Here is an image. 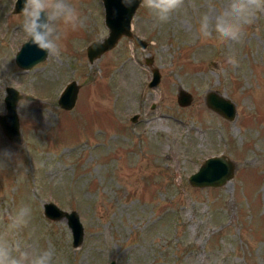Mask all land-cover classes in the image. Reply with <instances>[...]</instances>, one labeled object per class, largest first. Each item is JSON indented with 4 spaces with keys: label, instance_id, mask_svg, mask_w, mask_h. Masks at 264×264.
Listing matches in <instances>:
<instances>
[{
    "label": "rangeland",
    "instance_id": "obj_1",
    "mask_svg": "<svg viewBox=\"0 0 264 264\" xmlns=\"http://www.w3.org/2000/svg\"><path fill=\"white\" fill-rule=\"evenodd\" d=\"M14 2L0 0V113L8 85L36 99L17 107L20 144L0 129V232L26 205L20 237L53 250L57 264H264V14L241 42L220 44L197 30L226 0H184L158 27L141 3L132 30L147 46L122 37L90 62L87 46L108 34L102 0H69L87 26L66 32L60 57L24 70L15 63L26 39ZM146 57L161 74L152 88ZM73 80L77 98L66 110L58 96ZM179 88L190 105L178 104ZM209 92L234 104L232 120L206 105ZM219 154L235 163L234 176L221 187L190 185ZM45 202L78 212L79 247L66 219L44 216Z\"/></svg>",
    "mask_w": 264,
    "mask_h": 264
},
{
    "label": "clouds",
    "instance_id": "obj_2",
    "mask_svg": "<svg viewBox=\"0 0 264 264\" xmlns=\"http://www.w3.org/2000/svg\"><path fill=\"white\" fill-rule=\"evenodd\" d=\"M121 3L131 7L135 0H121ZM142 5L149 10L153 26L158 27L173 19L184 6V0H142ZM21 12L26 42L51 57L61 56V41L68 30L87 26L88 18L69 0H23ZM258 14H264V0H226L221 12L206 13L200 18L197 35L205 41L215 39L220 44L241 42L246 26L251 25ZM226 62L233 68L239 66L234 54H229ZM30 220L31 209L26 205L8 216L0 232V264H57L53 250L37 251L20 237ZM3 221L4 214H0V223Z\"/></svg>",
    "mask_w": 264,
    "mask_h": 264
},
{
    "label": "water",
    "instance_id": "obj_3",
    "mask_svg": "<svg viewBox=\"0 0 264 264\" xmlns=\"http://www.w3.org/2000/svg\"><path fill=\"white\" fill-rule=\"evenodd\" d=\"M104 6L105 25L108 28V34L103 39L91 42L87 47V55L90 62L100 57L105 51L112 49L122 37L132 40L136 46L145 48L147 41L139 37L132 30V19L142 0H135L131 7H125L121 0H102ZM23 0H15L13 12H21ZM102 41V42H99ZM47 57L46 52L38 50L34 45L24 42L15 55V63L22 69L28 70ZM146 65L151 67V80L148 82L149 87L158 85L161 79L160 71L153 66V58H145ZM78 84L73 80L68 82L58 97V104L61 108L69 110L76 101L78 93ZM6 95L4 96L5 112L0 113V129L5 137L12 143L20 144L22 142L20 133V119L17 113V107L22 100H35L32 96L25 94L13 86L5 87ZM192 95L183 88L178 89L177 102L180 106H188L192 102ZM206 105L217 112L225 119L232 120L235 116L234 104L227 99L209 92L206 96ZM154 106V105H153ZM152 106V107H153ZM138 115L131 117L136 122ZM235 173V163L225 154L214 155L205 158L198 169L189 175L188 182L195 187H221L225 185ZM43 214L48 219L58 221L66 219V223L71 230L72 246L77 248L83 240V226L77 211L70 212L61 209L54 202H45L43 204ZM110 264H114L112 261Z\"/></svg>",
    "mask_w": 264,
    "mask_h": 264
}]
</instances>
